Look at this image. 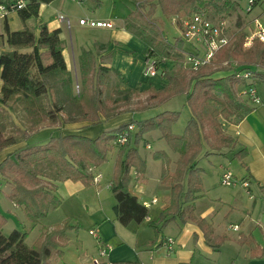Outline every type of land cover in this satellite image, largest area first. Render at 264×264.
Wrapping results in <instances>:
<instances>
[{"label":"trees","instance_id":"obj_1","mask_svg":"<svg viewBox=\"0 0 264 264\" xmlns=\"http://www.w3.org/2000/svg\"><path fill=\"white\" fill-rule=\"evenodd\" d=\"M52 1L24 0L22 8L12 11L16 12L24 27L19 31H10L8 25H5L6 44L12 50L0 53V105L4 107L11 102H28L30 107L26 110L31 116L32 127L28 131L24 130L21 138L10 136L7 139L4 137V127L0 126V151L28 141L40 129L57 124L89 121L96 125L102 112L101 96L107 75L112 73L120 82L123 81L119 73L97 65L92 51L83 50L79 57L81 92L78 96L74 95L73 76L67 70L62 56L60 30L49 31L43 23L39 25L38 37H35L34 28L25 25L27 20L38 16L41 4ZM91 1L96 4L100 2ZM131 1L135 2V7L126 16L124 28L146 45V57H158V60L155 59L157 64L170 60L176 62V65L180 57L183 56L184 61L185 53H188L184 48L185 42L180 37L167 41L163 39V21L157 20V11L163 17L173 16L179 20L192 14H204L205 9L209 8H214L216 15H224L235 6V2L229 0L222 5H218L217 0L208 3H204L205 0ZM0 4L9 8L12 0H3ZM246 35L244 27L234 31L230 44L218 53L215 62L196 70L189 69L194 72L187 79L176 72H162L167 85L161 90H153L159 97L158 102L164 103L183 94L192 114L182 134L176 135L171 131L172 125L179 118V112L164 111L147 120L122 123L94 139L77 134L58 135L44 143L26 146L0 163V176L6 180L7 171L13 170L16 173V178L10 181V201L22 208L29 222L37 224L50 209H56L61 204V198L56 193V183L70 180L90 186L95 175L93 168L106 161L108 151L113 144L116 145L115 140L119 134L135 123V132H131L127 142L119 146L115 161L110 185V192L116 201L112 208L115 219L127 226L130 223L142 224L148 217V209L129 192L128 186L131 182V169H134L136 179L141 178L146 170L145 159L138 151L139 145L145 142L144 136L147 133L158 131L170 150L178 154V158L175 171L170 174L167 155L161 151L152 155L154 160L162 161L161 178L170 181L168 184L171 192L169 206L159 214L158 220L148 225L155 235L160 234L174 220L181 223L192 221L205 230L206 223L195 217L192 205L201 189V170L196 167V160L202 152L203 142L211 151L228 147L231 138L221 131V122L238 124L253 110L247 103L237 99L235 85L242 80L234 77L233 67L222 63L235 61L238 70H252L255 80H264L262 73L253 70V67L264 69V43L255 39L249 48H244ZM23 49L30 51H21ZM226 67L231 71L227 76L212 77L219 71H225ZM134 91L127 90L128 93ZM154 98L152 96L150 99ZM67 105H75L81 116L61 119L58 115L65 111ZM246 154L243 147L233 158L242 161ZM4 225L5 219L0 215V264H52V259L63 255L67 231L80 228L78 224H71V220H65L55 229L44 232L37 245L30 247L25 242L27 232L14 229L5 236L1 230ZM205 235L208 237L207 231Z\"/></svg>","mask_w":264,"mask_h":264},{"label":"crops","instance_id":"obj_2","mask_svg":"<svg viewBox=\"0 0 264 264\" xmlns=\"http://www.w3.org/2000/svg\"><path fill=\"white\" fill-rule=\"evenodd\" d=\"M89 1L91 0H54L49 4H41L35 21L27 20L25 25L34 28L35 37H38L39 25L43 23L49 31L60 30L59 36L63 44L62 56L67 70L71 72L75 82L79 78V57L81 52L90 50L95 56L97 65H102L120 74L123 79L121 91L133 89L135 91L138 90L140 93H148L150 89V91H158L167 85V81L162 75L154 77L143 76L147 47L124 28L125 18L131 10L127 7V3L132 1L113 0V8H111L107 17L94 16L90 12H87L91 14L88 16L77 14V9L71 6L73 2L84 5L85 2L89 3ZM0 2H3V0H0ZM101 4L102 0L98 4L94 3L93 5L96 7ZM119 4L122 6V12H116L115 10ZM123 11L126 12L123 13ZM58 15H64L69 18L73 22H71V27L67 28L63 22H60L57 19ZM244 15L248 22L244 25L245 32L246 30L248 31L246 32L247 35L254 29V20H258L260 23L262 21L264 24V9L262 6L255 7L250 13H244ZM81 18L110 22L112 28L91 29L82 27L77 22ZM6 19L14 22L15 29H12L9 25L13 22L7 23L10 31H17L16 28L21 30L24 27V24L19 21L16 12L9 13ZM72 27L75 30L73 35L71 33ZM10 50L12 49L6 44L0 47V53ZM21 51L29 52L30 49ZM158 69L161 72L166 69L172 72L175 69V62L167 60L160 64ZM230 72L226 70L219 71L212 77L222 78ZM258 72L264 75V69L258 68ZM256 81L258 80L252 78L249 81H242L236 84L235 89L238 92V99L241 98L239 96L240 91L249 84L255 86ZM170 100L164 103L157 102L140 110H129L108 121L101 117L96 125L85 126L82 122H77L61 123L56 126L46 127L40 129L28 141L30 142L37 134H45L44 137L36 139L37 143H41L47 137L49 139L52 136L71 134L94 139L104 131L116 128L122 123L147 120L164 111L179 112L165 108V104ZM245 100L242 96L241 101L246 103ZM251 108L253 109L251 113L238 124L227 123V126L225 127L224 125L222 128L223 133L231 138V145L219 151H211L208 149L207 144L203 142L202 152L196 160V167L201 170V189L196 194L197 198L192 205L195 217L202 219L206 223L205 230L192 221L181 223L178 220H174L170 221L160 234L155 235L153 229L148 225L149 222L158 220L159 214L169 206L171 192L170 185L161 178L162 164L160 160H153L152 155L155 152H164L169 160L167 169L170 173H174L175 162L178 158V154L170 150L166 142L161 139L158 131L147 133L144 136L145 142L138 149L146 162L144 175L136 179L134 169H131L130 172L129 192L142 205L145 206V203L149 204V207L145 206L148 209V217L142 224L130 223L127 226L121 225L112 213V208L116 203L112 194L108 196L109 194L105 195L103 193L104 195H102L100 188H94L97 190L99 202L95 210L90 208V203L85 204L87 211L85 219L89 221L87 224L88 230L98 234L101 241L100 244L103 243L110 248L107 257L103 259L104 264H264V106L260 109ZM191 116L190 111L189 119ZM110 124L115 127L106 129ZM172 132L176 135L182 134H177L175 130H172ZM43 141L42 143H44ZM26 145V141H23L2 149L0 151V163L7 156L26 147ZM243 147L247 151L246 157L242 161L234 159L233 155ZM116 150L118 151V149ZM206 153L210 155L206 156ZM202 158L209 160V165L207 164L206 168L199 167V160ZM149 159L156 163L160 162L159 166L156 164V173L150 172ZM214 159L237 160L244 169L240 173V183H235L233 186H225L231 187V191L224 197L221 193H217L214 197L209 195L211 187H209L207 179L208 175L214 171V167L217 169V185H222L220 177L224 172H231L221 161L214 163ZM102 166L95 167V173ZM96 174L100 175V179H102L100 172ZM231 174L233 176V173ZM1 178L3 179L2 176H0ZM241 182H246L248 187L241 185ZM110 185L111 182L108 184L109 189L106 188L109 191ZM92 186L94 185H90V188H85L82 183L70 180L57 182L56 193L61 198V204L53 211L62 207L65 200H69L71 208L68 212L72 216H76L74 212L79 209L77 206L78 200H80L81 196H85L84 193L88 192V190H94ZM241 188L244 189V192ZM8 194L9 191L4 189L2 180H0V215L5 219V225L1 230L7 228L8 232H11L17 229L18 225L26 229L35 227L36 224L29 222L25 218L22 208L10 201ZM89 196H91V193ZM151 200H156V202L151 203ZM257 204L259 205L258 207ZM257 208V215H253ZM231 217L235 218V220H229ZM81 226L83 227V225ZM235 226L237 228L233 230ZM74 231H67L66 234L74 233ZM206 231L208 232V237L205 235ZM90 237L92 238V246L88 247L94 252V257L100 244L98 245L97 240L93 236L90 235ZM66 238V246L62 249V257L52 259V264L83 263V261L81 262V253L88 250L83 239H80L77 234L73 236L72 239L74 240H71L68 235ZM169 238L174 241L171 252L163 245ZM73 241L77 244L74 248L71 246Z\"/></svg>","mask_w":264,"mask_h":264},{"label":"rangeland","instance_id":"obj_3","mask_svg":"<svg viewBox=\"0 0 264 264\" xmlns=\"http://www.w3.org/2000/svg\"><path fill=\"white\" fill-rule=\"evenodd\" d=\"M113 0H102V4L100 6H96L94 7V3L92 1H89V3L85 2V4H80L78 2H73L71 6H73V8L77 9V14H82V15H91L90 13H93L94 16H102V17H107L110 14V10L111 8H113ZM137 1H142V0H137ZM210 0H205L204 3H208ZM226 0H217V4L218 5H222L223 2H225ZM229 1H234L235 2V6L234 9L231 10V12L224 14V15H216L214 8H209V9H205L204 14H206L211 20L215 21V22H219L221 19H223L224 21V26L226 28V32L228 34V36L231 38V35L234 31L239 30L240 28L244 27V25H246L247 19L246 16L244 15L243 11H244V7L246 6V1L247 0H229ZM66 4V3H65ZM127 7H129L131 10L135 7V2H131V3H127ZM121 4L118 5V7L115 9L116 12H122L121 10ZM125 10H127V8H125ZM90 12V13H87ZM126 11H123V13ZM15 14V13H13ZM156 18L158 21L162 20V34H163V39L167 41L168 40H172L173 37H179V24L177 25L176 23H173V19H175L173 16L170 17H163L161 16L160 12L157 11L156 13ZM252 17V16H250ZM19 19V18H18ZM36 18H31L29 19L31 22L35 21ZM20 21V20H19ZM13 22L10 19H4V18H0V47L3 46V44H6V30H5V25L7 23ZM21 22V21H20ZM72 22V21H71ZM78 22V20H77ZM73 23V22H72ZM261 24L264 26L263 22L261 21ZM10 27L12 29L14 28V22L9 24ZM254 26V24H253ZM254 28V27H253ZM17 31H19L20 29L16 28ZM245 31V30H244ZM246 32H248L246 30ZM71 33L72 35L75 34V30L71 29ZM7 45V44H6ZM184 48L186 50V52L191 51V46L187 43H184ZM218 55V54H217ZM216 55V56H217ZM183 57V56H182ZM182 57H180L179 59V64L176 65L175 62V69L172 72H176L179 76H182L184 79H187L192 72L188 69V67H184V63ZM156 60H158V57L155 58ZM216 60V59H215ZM165 62V60H164ZM215 62V61H213ZM223 64V63H222ZM145 69V67H144ZM226 70L228 69L227 67L225 68ZM230 69V68H229ZM228 69V71H229ZM253 70H256L258 72V68L253 67ZM167 71V69H166ZM261 73V72H260ZM157 76H161V71L158 70V74ZM79 77V76H78ZM77 77V78H78ZM74 80V78H73ZM122 86V82H120V80L112 73H109L107 75L106 78V83L103 87V93L101 96V99L103 101V106H102V112L99 116V119L102 117L105 120H110L113 118L118 117L119 115H121L122 113H125L129 110H140L141 108H144L146 106H150L153 105L155 103L158 102V96H156L154 94V91H148V93H140L137 91H135L134 93L130 92L128 93L127 91H121L120 88ZM255 89L257 92V96L260 99L261 103L258 105H255L253 103H251L248 100L247 96H243L240 95L239 96L241 98L237 99L242 102V96L244 98V100L246 101V103L248 104L249 107H253V108H257L260 109L262 106H264L263 102H264V80L263 81H256L255 82ZM117 88V89H115ZM244 89H242L241 91H243ZM240 91V92H241ZM73 92L75 96H78L81 92V86H80V79L78 78L77 81H74L73 84ZM152 96H155L154 100H150V98ZM157 100V101H156ZM156 101V102H155ZM159 103V102H158ZM0 105V126L4 127V137L5 138H9L10 136H14L16 139L21 138L22 136V132L24 130H30L31 126V116L29 115V113L27 112L26 108L30 107V104L28 102H24V101H19L17 103H9V105L7 106H2ZM165 108L166 109H173L175 111H179V118L178 120L173 124L172 130L177 131V134L183 133L185 126L187 124V121L189 119V115H190V110L189 107L187 105H185V96L183 94H179L174 96L169 102H167L165 104ZM61 119H74V118H78L81 116L80 110H77L75 108V105H67L65 106V111L62 113H59L58 115ZM235 120V119H234ZM132 122H137V121H132ZM223 125H221V128L227 126V122L225 123L224 121L221 122ZM83 125L85 126H91L93 125L92 123H90L89 121H84L82 122ZM135 126V123L133 124ZM112 126L111 124L106 128V129H111ZM17 128V129H16ZM135 130V129H134ZM171 130V131H172ZM222 132H224L223 130H221ZM133 133L135 131H132ZM152 132V131H151ZM150 133V132H149ZM173 133V132H172ZM45 134H37L33 137V139L29 142L26 141V146L32 145L34 143H37L36 139L37 138H41L44 137ZM48 137L45 139L47 140ZM44 140V141H45ZM43 141V140H42ZM41 141V142H42ZM43 141V142H44ZM142 146V144L139 145L138 149ZM120 147L118 145H114L112 146V149L110 151H108L107 154V158L106 161L102 164L103 166L96 171L100 172V174L102 175V179L99 180L98 183H92L91 185L92 188H100L102 195H104L103 193H105V195L110 196L111 192L109 190H107L106 188H108V184L109 182L112 181L113 179V175H114V169H115V161L116 158L118 156V151L116 149H119ZM154 160V159H153ZM214 159V163L215 162H222L225 164L226 167H228L231 170V173H233V177L235 180V183H240V173H242L244 171L243 167L240 166L239 162L237 160H233V161H229L226 159H218L216 160ZM159 161V160H157ZM155 161H152V159L148 160V164H149V170L151 173H156L157 171V165L159 166V163L162 161L160 160V162L158 163H153ZM209 160L202 158L199 160V167L201 168H206L207 164L209 165ZM94 169V168H93ZM93 173L96 175L95 171L93 170ZM216 173H217V169L214 167V171H212V173H210L208 175V183H209V187H211V192L209 193L210 196L214 197V195H217V193H221V195H223V197L230 193L231 191V187H225L222 185H217L216 181H217V177H216ZM7 175V179L5 178H1L0 180H2L3 183V187L5 190L9 191L10 194V189H11V183L10 181L14 178H16V173L13 172V170H9L6 173ZM171 174V173H170ZM94 175V176H95ZM100 176V175H99ZM170 181H168L167 183H169ZM182 183L184 184V180H182ZM28 186H33L32 183H27ZM238 185V184H237ZM90 188V186H88ZM85 186V188H88ZM254 188V187H253ZM109 189V188H108ZM241 190L243 191L244 189L241 188ZM97 190L94 189H90L88 190V192H85L84 195L85 196H81L80 200H78V208L75 212L74 215L76 216H72V214H70L68 211L71 208V204H69V200H65L64 204L62 207H60L59 209L53 211V209H50L45 218L41 219L35 227L31 228V229H26L22 226H17V230L22 231V232H27V238H26V244L28 246H33V245H37L38 241L40 240V236L44 233V232H48L51 231L53 229H55L58 225H60L63 221L65 220H71V224H78L83 225V227L80 225V228L76 231H74V233H68L66 234V236L68 235V237L71 240L74 235H78L79 238L83 239V241L85 242V244L87 245V251L86 252H82L81 253V262L83 261V263L85 264H90L91 259L93 257V251L89 249L88 246H92V238L90 237L89 234V230L87 227V224L89 223L88 220H86V208H85V204L86 203H90V208L92 210H95L98 202H99V197L97 195ZM244 192V191H243ZM91 193V196H89V194ZM89 196V197H88ZM259 205L257 204V207ZM258 212V208L256 211H254L253 215H257ZM113 213V211H112ZM114 215V214H113ZM252 215V218L254 220V216ZM229 220L233 221L235 220V218H230ZM81 222V223H80ZM10 232H8L7 228L2 230V234L7 236ZM89 234V235H88ZM76 242L73 241L71 243L72 248L76 247ZM97 254V253H96ZM96 256V255H95ZM94 256V257H95ZM53 264H62V263H53ZM74 264V263H72Z\"/></svg>","mask_w":264,"mask_h":264},{"label":"built area","instance_id":"obj_4","mask_svg":"<svg viewBox=\"0 0 264 264\" xmlns=\"http://www.w3.org/2000/svg\"><path fill=\"white\" fill-rule=\"evenodd\" d=\"M246 2V6L244 7L245 14L250 13L253 8L258 6H262L264 9V0H247ZM23 6L24 0H12V4L9 5V8L4 4H0V18H6L13 10L20 9ZM57 19L60 22H63L67 28L71 27L70 19L64 15H58ZM176 22L177 25L179 24V37L191 46V51L185 53L183 61L184 67H188V69L196 70L201 66L210 65L213 61H215L216 55L230 44V37L226 32L224 21L215 22L204 14H192L188 17L180 18L179 20L176 18L173 19V23ZM78 25L91 29L112 28V24L110 22L88 18L79 19ZM255 39L264 43V26L258 20H254V29L247 35L243 46L245 48H249ZM223 65H230L233 67V70H235L234 77L238 80L249 81L253 78L252 70H238L235 61H225L223 62ZM159 66L160 64H157L154 58L146 57L143 76H156L158 74ZM241 95L247 96L248 100L255 105L261 103L257 96L256 89L252 84H249L246 88H244V90L241 91ZM134 129L135 126L130 124L119 134L115 140V144L118 146L124 145L128 140L129 134L134 131ZM99 180L100 176L96 174L93 178V183H98ZM220 183L224 186H233L235 184V180L231 172H224L220 177ZM241 185L248 187L246 182H241ZM155 202L156 200H151V203ZM145 206L149 207V204L145 203ZM236 228L237 227L235 226L233 230H236ZM89 234L97 240L99 245L101 241L98 234L92 230L89 231ZM163 245L169 252H171L174 241L169 238L163 243ZM109 250L110 248L108 246L101 243L98 246L96 256L92 257L90 264H104L103 259L107 257Z\"/></svg>","mask_w":264,"mask_h":264}]
</instances>
